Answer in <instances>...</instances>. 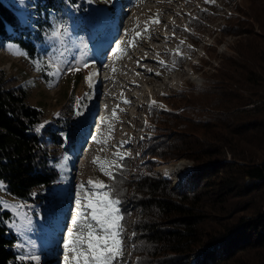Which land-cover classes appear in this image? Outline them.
<instances>
[{
  "label": "trees",
  "instance_id": "trees-1",
  "mask_svg": "<svg viewBox=\"0 0 264 264\" xmlns=\"http://www.w3.org/2000/svg\"><path fill=\"white\" fill-rule=\"evenodd\" d=\"M14 6V0H0V42L15 44L47 85L55 79L49 71L88 55L102 37L104 28L90 20L94 6L84 0H27L24 22ZM235 10L237 17L222 26L223 36L235 38L232 53L212 69L209 88L199 89L196 99L187 91L175 94L165 101L170 111L152 109L156 134L139 148L145 162L136 167L125 156L104 188L119 201L113 207L130 234L125 245L136 256L134 264H264V0H243ZM214 12V5L195 12L188 40L196 42L194 31L203 32ZM183 61L179 56L175 64ZM84 95L72 94L48 120L29 105L27 89L0 71L5 194L41 205L42 192L54 187L69 156L62 134L74 126L76 100ZM178 108L182 112L173 114ZM180 159L193 165L186 187H174L153 171L157 160ZM11 217L0 208V264H27L18 257ZM130 262L122 256L113 264Z\"/></svg>",
  "mask_w": 264,
  "mask_h": 264
},
{
  "label": "rangeland",
  "instance_id": "rangeland-1",
  "mask_svg": "<svg viewBox=\"0 0 264 264\" xmlns=\"http://www.w3.org/2000/svg\"><path fill=\"white\" fill-rule=\"evenodd\" d=\"M84 1L94 6L90 20L96 27L104 28L102 37L91 46L88 55H77L66 65H59L63 70L55 76L51 86L32 71L22 55L13 54L21 53L15 44L0 42V71L6 77H15L27 89L29 105L43 111L48 120L57 115L72 94L89 93V98L83 101L87 105L82 109L84 115L77 116L74 126L62 134L70 153L58 168L57 183L42 192L41 205L23 202L0 188V208L12 215L8 226L18 240V257L27 264H65L66 256L71 264L65 241L76 217L77 202L81 201L79 208L83 211L85 204L92 202L95 206L97 200L104 198V189H97L96 196L86 195L90 188L88 182L91 181L93 187L100 183L107 185L110 179L99 167L108 169L106 161L115 160L119 164L121 160L113 155L118 150L123 157L128 156L134 161L136 167L143 165L144 156L139 148L156 134L151 110L170 111L165 101L174 98L175 94L187 91L196 99L199 89L209 88L212 69H218L219 59L232 53L235 42V38L223 36L222 26L229 23L228 17H237L235 7L243 5V0H214L211 3L205 0H111L110 5L108 0ZM26 2L14 0V12L20 22L26 19ZM207 5H214L216 12L205 22L203 32L194 31L196 42L193 43L185 35L192 31L189 19ZM157 16L160 23L149 24V31L129 48L128 42L135 33L129 32L126 36L125 30L142 31L145 22ZM180 41L184 43L180 44ZM114 49L117 50L115 56ZM177 50L184 61L173 66V61L179 57L175 55ZM159 60H163L168 68H162ZM81 65L84 66L78 71L68 70ZM90 75L92 88L86 82ZM153 101L155 105L150 107ZM113 109L116 110L115 117ZM172 112L179 115L182 109ZM94 135L106 144L94 143ZM94 158H98L97 165L93 164ZM157 161L153 171L170 179L174 187H186V179L193 170L191 161ZM178 162L189 164L181 183L157 171L160 166ZM132 171L138 172L137 168ZM81 185L85 192L80 191ZM122 236L123 256L134 264L136 256L131 257L129 247L125 245L130 236L125 227Z\"/></svg>",
  "mask_w": 264,
  "mask_h": 264
},
{
  "label": "snow or ice",
  "instance_id": "snow-or-ice-1",
  "mask_svg": "<svg viewBox=\"0 0 264 264\" xmlns=\"http://www.w3.org/2000/svg\"><path fill=\"white\" fill-rule=\"evenodd\" d=\"M91 2V0H89ZM206 3L214 2V0H205ZM160 21L158 16L156 18H150L145 22V27L142 31H138L135 28L130 30H125V35L127 36L129 32H134L135 36L128 42V47H134L135 41L142 37L143 34H146L149 31V24H159ZM138 27V26H137ZM187 30V29H185ZM59 29L53 31L52 36H59ZM167 39V38H166ZM123 43V41L121 42ZM183 41H180V44H183ZM119 48V45L117 46ZM24 55V53H13ZM117 54V50H113V55ZM126 54V52H125ZM176 56L180 55L179 50L175 52ZM158 63L162 68L167 69L168 65L164 63L163 60H159ZM175 65V61H173V66ZM51 67V62L47 65ZM81 66L70 67L69 71H78ZM34 67L37 70H40V65L37 62H34ZM63 69L56 67L55 71H49L48 76H56ZM115 71V69H113ZM151 71V69H149ZM160 75L159 72L156 73ZM86 82L88 83V87L92 88L93 83L91 80V75L86 78ZM50 86H51V82ZM89 98V93H85L83 97H78L76 100V115L82 116L84 112L82 109L87 108V105L83 103L84 100ZM124 103H129L128 101H124ZM155 105V101L150 105ZM116 116V110L113 109V117ZM102 123L104 122L102 118ZM44 125H40L37 128V131L40 128H43ZM98 135V134H97ZM143 139V138H142ZM92 141L98 145L106 144V141H100L97 139V136L94 135L92 137ZM122 143H126L122 142ZM122 146V145H121ZM103 150V147L101 148ZM118 160H122L124 157L119 153V150L116 153H113ZM98 158H94L93 164L97 165ZM109 165L108 169L101 166L99 170L103 173V175L108 176L110 179H115L114 171L119 170L121 165H119L115 160L106 161ZM89 190L86 192V195L96 196L97 189H104L110 186L104 185L103 183L97 184L96 186H92V182L89 181ZM0 188H3V184L0 183ZM81 192H85V187L81 185ZM104 198L96 201L95 206L92 202L85 204L84 210L81 211L79 205L81 201L78 200V209L76 213V217L72 221V228L68 231L67 236L68 239L65 241V248L70 254L71 264H113V261L120 260L123 256V237H122V227L119 224V221L122 217L119 214V210L114 205H118L119 201L116 199H108V193H104ZM4 208H8V205H3ZM88 209H91V212H88ZM12 225H10L11 227ZM75 235V238H73ZM65 264H69V257H65Z\"/></svg>",
  "mask_w": 264,
  "mask_h": 264
},
{
  "label": "bare ground",
  "instance_id": "bare-ground-1",
  "mask_svg": "<svg viewBox=\"0 0 264 264\" xmlns=\"http://www.w3.org/2000/svg\"><path fill=\"white\" fill-rule=\"evenodd\" d=\"M189 169V164L186 162H178L170 165L160 166L157 171L163 175L171 178L176 183H181L183 177Z\"/></svg>",
  "mask_w": 264,
  "mask_h": 264
},
{
  "label": "clouds",
  "instance_id": "clouds-1",
  "mask_svg": "<svg viewBox=\"0 0 264 264\" xmlns=\"http://www.w3.org/2000/svg\"><path fill=\"white\" fill-rule=\"evenodd\" d=\"M172 37V36H171Z\"/></svg>",
  "mask_w": 264,
  "mask_h": 264
}]
</instances>
